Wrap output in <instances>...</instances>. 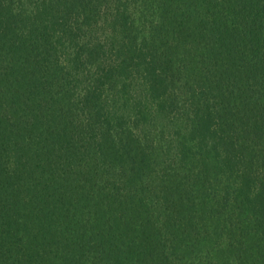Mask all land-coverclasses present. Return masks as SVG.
<instances>
[{"label": "trees", "instance_id": "trees-1", "mask_svg": "<svg viewBox=\"0 0 264 264\" xmlns=\"http://www.w3.org/2000/svg\"><path fill=\"white\" fill-rule=\"evenodd\" d=\"M0 264H264V0H0Z\"/></svg>", "mask_w": 264, "mask_h": 264}]
</instances>
